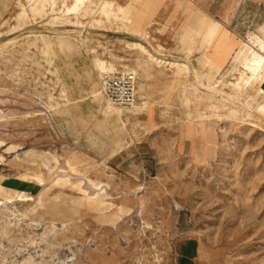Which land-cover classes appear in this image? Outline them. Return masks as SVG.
I'll return each instance as SVG.
<instances>
[{"label": "rangeland", "instance_id": "rangeland-1", "mask_svg": "<svg viewBox=\"0 0 264 264\" xmlns=\"http://www.w3.org/2000/svg\"><path fill=\"white\" fill-rule=\"evenodd\" d=\"M73 4L0 0V264H264V68L234 59L264 0ZM212 41L227 63L188 66Z\"/></svg>", "mask_w": 264, "mask_h": 264}, {"label": "bare ground", "instance_id": "bare-ground-1", "mask_svg": "<svg viewBox=\"0 0 264 264\" xmlns=\"http://www.w3.org/2000/svg\"><path fill=\"white\" fill-rule=\"evenodd\" d=\"M85 1H87V0H74L73 6L70 9H68L67 12L76 11L81 5H83L85 3ZM109 6H111V5L109 3H107V2H104L103 6H102V11L106 15H107L106 7H109ZM133 45L136 48H138L141 52L147 54L152 60H156V61L159 62V60L157 58L155 59V57H153L145 49V47L143 45H141V44H133ZM234 59H235V62H241V64H242L243 71H242L241 77L239 79L240 82L242 81L245 86L250 85L251 83H253V81H255V80H257L259 78V76H260V74L262 72V69L264 68V45H262L259 48V50H255V49H252L251 47H249L248 44H244V46L241 49V52L239 54H237ZM98 67L101 70L105 69V71H106L105 73H115V69L113 67H111V66L108 67V68H104V67H102V64H98ZM179 67L183 68V70L187 69L186 65L179 66ZM244 76H246V77L244 78ZM240 82L238 81L236 83L237 87H240ZM96 95H95V97H96ZM100 95H99V97H100ZM99 97H97V98H99Z\"/></svg>", "mask_w": 264, "mask_h": 264}, {"label": "built area", "instance_id": "built-area-1", "mask_svg": "<svg viewBox=\"0 0 264 264\" xmlns=\"http://www.w3.org/2000/svg\"><path fill=\"white\" fill-rule=\"evenodd\" d=\"M99 83L103 97L112 106L122 109H131L135 106L137 99L135 74L124 71L104 73Z\"/></svg>", "mask_w": 264, "mask_h": 264}, {"label": "crops", "instance_id": "crops-1", "mask_svg": "<svg viewBox=\"0 0 264 264\" xmlns=\"http://www.w3.org/2000/svg\"><path fill=\"white\" fill-rule=\"evenodd\" d=\"M213 42L212 41L211 43H206L203 51H198V50H195L194 54L192 55V59L190 61V64H188V66H195V65H198L200 62L206 64L205 62H207L206 58L210 60L211 64H209L208 66L212 67L215 69V66L217 67V65L221 66L222 64H226L227 63V59H228V56L227 54H222V53H219L217 51V47L214 45L213 46ZM197 48V46L195 47V49ZM178 49V48H177ZM198 49V48H197ZM177 53H180L179 52V49L177 50ZM185 64H180L179 66H184ZM207 65V64H206ZM188 69V67H187ZM32 156V154H31ZM26 157H30V156H26ZM34 157V156H32ZM35 158V157H34ZM36 159H34L35 161ZM30 168V163L29 162H25V164L23 165L22 167V170L25 171V170H29ZM37 175H41V174H37ZM189 264H200V262H198L197 260H192Z\"/></svg>", "mask_w": 264, "mask_h": 264}]
</instances>
